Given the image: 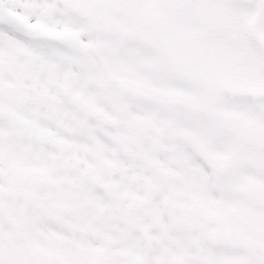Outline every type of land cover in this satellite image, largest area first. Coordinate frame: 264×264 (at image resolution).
Instances as JSON below:
<instances>
[{
    "label": "snow or ice",
    "instance_id": "1",
    "mask_svg": "<svg viewBox=\"0 0 264 264\" xmlns=\"http://www.w3.org/2000/svg\"><path fill=\"white\" fill-rule=\"evenodd\" d=\"M0 264H264V0H0Z\"/></svg>",
    "mask_w": 264,
    "mask_h": 264
}]
</instances>
